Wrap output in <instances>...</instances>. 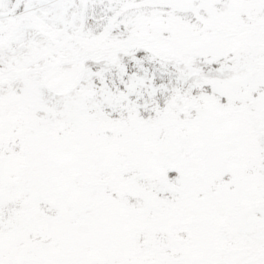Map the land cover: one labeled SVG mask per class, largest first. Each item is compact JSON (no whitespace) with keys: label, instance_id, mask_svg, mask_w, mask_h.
<instances>
[{"label":"snow or ice","instance_id":"1","mask_svg":"<svg viewBox=\"0 0 264 264\" xmlns=\"http://www.w3.org/2000/svg\"><path fill=\"white\" fill-rule=\"evenodd\" d=\"M0 264H264V0H0Z\"/></svg>","mask_w":264,"mask_h":264}]
</instances>
